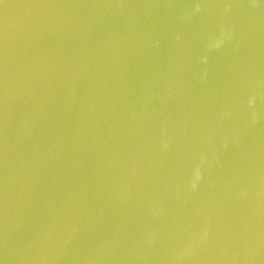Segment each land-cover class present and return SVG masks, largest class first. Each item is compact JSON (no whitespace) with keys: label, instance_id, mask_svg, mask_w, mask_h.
<instances>
[{"label":"water","instance_id":"obj_1","mask_svg":"<svg viewBox=\"0 0 264 264\" xmlns=\"http://www.w3.org/2000/svg\"><path fill=\"white\" fill-rule=\"evenodd\" d=\"M0 264H264V0H0Z\"/></svg>","mask_w":264,"mask_h":264}]
</instances>
